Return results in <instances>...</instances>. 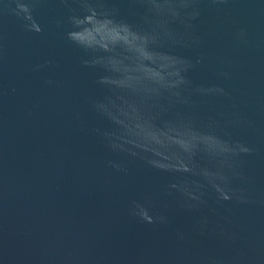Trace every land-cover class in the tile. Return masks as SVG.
Instances as JSON below:
<instances>
[{"label": "water", "instance_id": "water-1", "mask_svg": "<svg viewBox=\"0 0 264 264\" xmlns=\"http://www.w3.org/2000/svg\"><path fill=\"white\" fill-rule=\"evenodd\" d=\"M0 264H264V0H0Z\"/></svg>", "mask_w": 264, "mask_h": 264}, {"label": "clouds", "instance_id": "clouds-1", "mask_svg": "<svg viewBox=\"0 0 264 264\" xmlns=\"http://www.w3.org/2000/svg\"><path fill=\"white\" fill-rule=\"evenodd\" d=\"M19 8L22 7L21 4L18 5ZM39 30V29H37ZM70 37H74L75 34L74 33H69ZM217 91L219 92H224L223 88H217ZM235 155L236 156H240V155H248L251 154L253 152V148L250 147L248 144L238 141L235 145ZM232 176L233 173L229 174L228 179L221 183L219 187H215V191L217 193V201L218 202H224V201H232L233 199H235L238 203H246L249 201V198L244 195V190L243 189H238L233 187L232 184ZM187 196H189L192 200L195 201H200L201 200V196L198 195L196 192H184ZM189 207H193V205L189 204ZM140 209H142V206H139ZM139 215L141 216V218L143 220H145L146 222L149 223H155L157 220V217L154 216H148L146 214H144L142 212V210H140ZM159 220L161 221H165L166 217L164 216H160L158 217ZM207 217H205L202 221L201 224L202 225H206L207 224ZM181 236H183V233H181Z\"/></svg>", "mask_w": 264, "mask_h": 264}]
</instances>
